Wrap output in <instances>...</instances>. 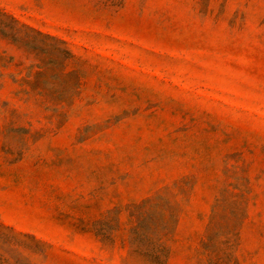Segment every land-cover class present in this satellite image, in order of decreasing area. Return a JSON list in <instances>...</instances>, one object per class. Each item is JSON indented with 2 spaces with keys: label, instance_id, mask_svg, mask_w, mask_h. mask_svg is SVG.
<instances>
[{
  "label": "rangeland",
  "instance_id": "rangeland-1",
  "mask_svg": "<svg viewBox=\"0 0 264 264\" xmlns=\"http://www.w3.org/2000/svg\"><path fill=\"white\" fill-rule=\"evenodd\" d=\"M0 264H264V0H0Z\"/></svg>",
  "mask_w": 264,
  "mask_h": 264
}]
</instances>
